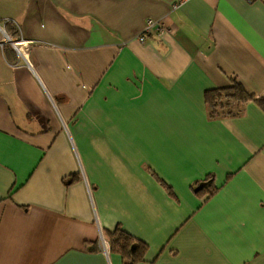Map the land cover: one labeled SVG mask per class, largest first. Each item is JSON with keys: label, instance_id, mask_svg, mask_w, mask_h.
Here are the masks:
<instances>
[{"label": "crops", "instance_id": "1", "mask_svg": "<svg viewBox=\"0 0 264 264\" xmlns=\"http://www.w3.org/2000/svg\"><path fill=\"white\" fill-rule=\"evenodd\" d=\"M175 3L0 0V264H124L117 225L136 264H264V0ZM233 79L253 99L210 118Z\"/></svg>", "mask_w": 264, "mask_h": 264}, {"label": "trees", "instance_id": "2", "mask_svg": "<svg viewBox=\"0 0 264 264\" xmlns=\"http://www.w3.org/2000/svg\"><path fill=\"white\" fill-rule=\"evenodd\" d=\"M252 99L253 96L234 79L229 87L214 88L205 92V102L210 118L237 115L242 111L244 104ZM256 101L264 109V98H259ZM160 182L173 196L172 188L164 181L160 180ZM214 182V176L209 174L204 180L195 182L192 185V190L197 196L206 200L218 190ZM106 238L110 251L120 254L124 264H136L143 261L148 250L146 243L131 236L121 225H117L113 231L107 232ZM94 246L96 245L94 244Z\"/></svg>", "mask_w": 264, "mask_h": 264}, {"label": "built area", "instance_id": "3", "mask_svg": "<svg viewBox=\"0 0 264 264\" xmlns=\"http://www.w3.org/2000/svg\"><path fill=\"white\" fill-rule=\"evenodd\" d=\"M185 0H176V3L173 5L174 8L178 7L181 3H183ZM247 2H251L253 0H245ZM168 29H165L162 22L155 21L152 19H148L146 22V25L144 27L143 33L138 37L140 41L145 40L146 34L150 32H163ZM2 42L11 44L12 48L15 50L17 57L19 60L28 63V53L32 46L34 45V41L26 40L21 35H12L4 33L2 37ZM101 246L104 251H107L109 249L108 242L105 240V238L102 237L101 239Z\"/></svg>", "mask_w": 264, "mask_h": 264}]
</instances>
